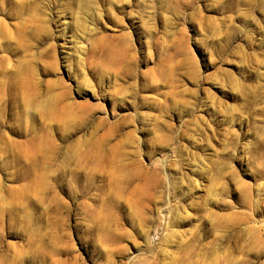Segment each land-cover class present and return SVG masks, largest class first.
<instances>
[{"label": "rangeland", "instance_id": "374dc122", "mask_svg": "<svg viewBox=\"0 0 264 264\" xmlns=\"http://www.w3.org/2000/svg\"><path fill=\"white\" fill-rule=\"evenodd\" d=\"M0 264H264V0H0Z\"/></svg>", "mask_w": 264, "mask_h": 264}]
</instances>
